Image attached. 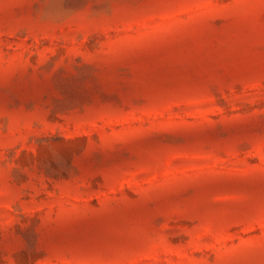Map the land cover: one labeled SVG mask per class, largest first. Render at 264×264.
Here are the masks:
<instances>
[{"label": "rangeland", "instance_id": "rangeland-1", "mask_svg": "<svg viewBox=\"0 0 264 264\" xmlns=\"http://www.w3.org/2000/svg\"><path fill=\"white\" fill-rule=\"evenodd\" d=\"M0 264H264V0H0Z\"/></svg>", "mask_w": 264, "mask_h": 264}]
</instances>
